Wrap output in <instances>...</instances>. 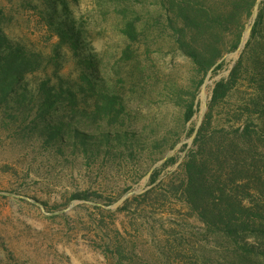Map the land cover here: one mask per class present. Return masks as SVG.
Returning <instances> with one entry per match:
<instances>
[{
  "label": "rangeland",
  "instance_id": "374dc122",
  "mask_svg": "<svg viewBox=\"0 0 264 264\" xmlns=\"http://www.w3.org/2000/svg\"><path fill=\"white\" fill-rule=\"evenodd\" d=\"M41 4L47 11L54 6L56 18L75 27L81 43L77 51L47 30V16L37 8ZM0 9L7 36L48 60L47 72L76 76L82 66L78 60L92 55L96 74L126 105L120 129L149 139L166 135L168 143L178 139L152 162L141 159L132 167L101 153L91 163L68 147L64 155L40 148L34 135L23 136L0 112V264H164L162 246L178 235L197 248L212 247L203 224L181 198V164L214 84L228 77L244 49L257 8L237 50L225 53L223 66L204 77L188 121L186 90L195 92L201 75L172 38L160 34L159 0H55L51 5L0 0ZM128 23L136 32L133 41L123 33ZM258 42L264 60V42ZM256 70L264 73V63ZM256 70L241 76L232 103L260 87ZM41 76L42 71L35 75ZM221 112L216 110L217 119L223 118ZM99 123L78 126L91 133L113 130L106 121ZM167 157L174 160L165 164ZM78 191H96L104 198L75 200L71 195Z\"/></svg>",
  "mask_w": 264,
  "mask_h": 264
},
{
  "label": "trees",
  "instance_id": "16d2710c",
  "mask_svg": "<svg viewBox=\"0 0 264 264\" xmlns=\"http://www.w3.org/2000/svg\"><path fill=\"white\" fill-rule=\"evenodd\" d=\"M51 5L55 0H43ZM163 18L161 35H169L175 47L194 64L201 77L184 104V119L194 114L196 91L208 72L223 66L225 53L237 50L247 23L253 19L248 40L226 79L214 84L207 111L182 161L181 198L211 237L212 247L197 248L184 236L167 241L160 254L164 264H264V73L259 42H264V2L259 0H159ZM47 30L73 51L80 39L72 24L56 18V8L47 11ZM0 9V112L23 136L34 135L40 148L64 155L68 147L91 163L99 154L134 166L141 159L155 161L173 149L177 140L158 135L151 139L141 132L122 130L126 105L109 91L96 74L92 55L78 60L76 76L64 78L46 70L39 52L14 41L5 33ZM132 41V24L123 28ZM260 75L255 93L232 103L230 95L243 74ZM42 71V76L35 75ZM251 73V72H250ZM179 91V88H177ZM177 97L179 98V94ZM223 118L217 119L216 110ZM106 121L113 130L91 133L79 124ZM146 155V157L144 156ZM173 157H167L165 164ZM75 200L103 199L96 191H78ZM135 199V198H133ZM128 202V200H125Z\"/></svg>",
  "mask_w": 264,
  "mask_h": 264
}]
</instances>
